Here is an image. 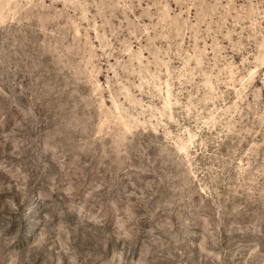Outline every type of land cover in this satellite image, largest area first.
Segmentation results:
<instances>
[{
	"label": "rangeland",
	"instance_id": "1",
	"mask_svg": "<svg viewBox=\"0 0 264 264\" xmlns=\"http://www.w3.org/2000/svg\"><path fill=\"white\" fill-rule=\"evenodd\" d=\"M0 264H264V0H0Z\"/></svg>",
	"mask_w": 264,
	"mask_h": 264
}]
</instances>
